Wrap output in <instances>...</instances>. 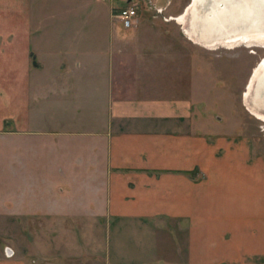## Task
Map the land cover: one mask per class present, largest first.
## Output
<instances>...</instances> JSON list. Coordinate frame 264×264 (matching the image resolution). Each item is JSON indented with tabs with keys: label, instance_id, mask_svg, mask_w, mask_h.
Here are the masks:
<instances>
[{
	"label": "crops",
	"instance_id": "crops-1",
	"mask_svg": "<svg viewBox=\"0 0 264 264\" xmlns=\"http://www.w3.org/2000/svg\"><path fill=\"white\" fill-rule=\"evenodd\" d=\"M26 2L0 0V135L19 144L0 165V264H264L246 138H213L108 22L54 38Z\"/></svg>",
	"mask_w": 264,
	"mask_h": 264
},
{
	"label": "rangeland",
	"instance_id": "rangeland-1",
	"mask_svg": "<svg viewBox=\"0 0 264 264\" xmlns=\"http://www.w3.org/2000/svg\"><path fill=\"white\" fill-rule=\"evenodd\" d=\"M17 1L22 5L25 0ZM191 1L33 0V6L37 22L52 23L54 28L49 35L54 38L76 37L85 41L84 34L87 38L95 33L91 30L94 23L108 22L115 29L118 53L132 52L146 57L150 73H157L161 65L165 80L176 82L175 89H169L168 94L185 98L191 95L196 100V116L210 122L213 138L244 137L264 161V123L251 116L243 101L253 70L264 57V49L242 46L210 51L193 44L176 22ZM130 3L140 8L139 19L133 29L126 30L115 13ZM14 145L19 144L0 135V165L12 164ZM43 147L42 144L36 150ZM22 148L27 149L25 143ZM47 160L42 156L37 159L41 164ZM261 219L264 227V211ZM1 226L0 231L7 230L12 223L0 222Z\"/></svg>",
	"mask_w": 264,
	"mask_h": 264
},
{
	"label": "bare ground",
	"instance_id": "bare-ground-1",
	"mask_svg": "<svg viewBox=\"0 0 264 264\" xmlns=\"http://www.w3.org/2000/svg\"><path fill=\"white\" fill-rule=\"evenodd\" d=\"M176 22L188 40L206 50L264 49V0H192ZM253 71L243 101L264 123V62Z\"/></svg>",
	"mask_w": 264,
	"mask_h": 264
},
{
	"label": "built area",
	"instance_id": "built-area-1",
	"mask_svg": "<svg viewBox=\"0 0 264 264\" xmlns=\"http://www.w3.org/2000/svg\"><path fill=\"white\" fill-rule=\"evenodd\" d=\"M140 8L133 3L128 4L127 6L120 8L115 13V18L126 30L133 29L137 25L139 19ZM5 255L7 258H12L14 256L13 251L10 248L5 250Z\"/></svg>",
	"mask_w": 264,
	"mask_h": 264
},
{
	"label": "flooded vegetation",
	"instance_id": "flooded-vegetation-1",
	"mask_svg": "<svg viewBox=\"0 0 264 264\" xmlns=\"http://www.w3.org/2000/svg\"><path fill=\"white\" fill-rule=\"evenodd\" d=\"M192 2V1H191ZM181 26V25H180ZM182 27V26H181ZM264 62V57L261 59V61L256 65L257 67L256 68H259L260 65Z\"/></svg>",
	"mask_w": 264,
	"mask_h": 264
},
{
	"label": "water",
	"instance_id": "water-1",
	"mask_svg": "<svg viewBox=\"0 0 264 264\" xmlns=\"http://www.w3.org/2000/svg\"><path fill=\"white\" fill-rule=\"evenodd\" d=\"M251 79V78H250ZM249 82H250V80H249Z\"/></svg>",
	"mask_w": 264,
	"mask_h": 264
}]
</instances>
